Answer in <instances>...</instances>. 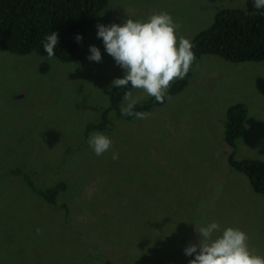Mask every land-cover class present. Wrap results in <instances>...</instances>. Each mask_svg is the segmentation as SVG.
Instances as JSON below:
<instances>
[{
	"label": "rangeland",
	"instance_id": "rangeland-1",
	"mask_svg": "<svg viewBox=\"0 0 264 264\" xmlns=\"http://www.w3.org/2000/svg\"><path fill=\"white\" fill-rule=\"evenodd\" d=\"M223 3L242 8L245 0ZM218 4L222 6L220 0H108L82 37V59L73 63L37 52L19 55L0 50V170L35 167L39 180L42 176L52 180L55 170L66 177L73 168L106 164L114 168L112 179L122 180L116 174L123 163L120 138L122 147L134 149L139 157L149 158L144 156L146 150L152 159L168 157L160 158L165 168L156 166L154 172L144 168L123 196L133 199L125 202L99 206L91 189L74 186L64 195L70 208L67 228L58 224L62 209L31 198L20 177L1 179V219L6 222L4 218L14 216L17 226L0 233V264H189L194 257L185 255L184 249L198 243L195 224L211 220L243 230L250 252L264 256V195L255 193L246 176L228 165L224 153L228 149L221 140L229 105L246 106L249 131L253 121H264V84L257 77H264V61L230 62L202 55L192 67L187 89L168 95L146 118H137L136 126L118 119L106 128L112 146L104 160L83 136L85 123L106 109L113 79L123 74L101 47L97 24L143 20L164 10L176 24L177 37L189 39L212 23ZM89 45L100 48V62L87 58ZM42 63H48L45 73L39 70ZM130 91L143 100L142 90ZM134 130L137 133L132 134ZM257 133L259 129H253L247 140L243 136L235 141L236 158L258 157L262 150L264 157V143L255 146L257 151L252 149ZM127 136H132L129 145ZM113 152L118 154L116 164ZM150 175L158 184L146 182ZM104 178V173L90 177L95 191ZM22 191L30 194L32 208L18 199ZM25 238L28 243L21 251L13 242Z\"/></svg>",
	"mask_w": 264,
	"mask_h": 264
},
{
	"label": "trees",
	"instance_id": "trees-1",
	"mask_svg": "<svg viewBox=\"0 0 264 264\" xmlns=\"http://www.w3.org/2000/svg\"><path fill=\"white\" fill-rule=\"evenodd\" d=\"M107 1L0 0V50L19 55L31 52L46 55L43 50L42 40L47 34L54 31L58 34V44L54 49L55 57L61 62L73 63L78 61L83 56L80 50L81 41L77 42L75 37L77 34L83 37L91 31L94 21L102 13ZM220 2L222 6L218 4L220 7L217 9L212 23L189 38L192 44L194 60L186 76L183 79H177L172 82L163 102L168 95L180 93L184 89H187L190 78H192L190 76L192 67L202 55H215L230 62L264 61V15L259 14L253 8L252 0H245V5L242 8L225 7L223 0H220ZM115 11L118 15L122 14L120 9H116ZM159 12L166 11H154L150 15ZM39 70L41 73H45L48 70V63H42L39 66ZM130 90V86L119 89L113 86L108 93L107 109L102 112L101 119L98 121L100 123L88 124L86 132L94 128L102 129L106 125L111 128V125L115 124L118 119L127 120L133 126H136L137 118L135 115L124 116L120 112L122 102L124 101V94ZM142 95L144 96L143 100L137 102L134 111L148 113L154 107L163 103L157 102L153 97H147L145 94ZM108 113L112 115H110V121L107 117ZM154 119H157L155 114ZM256 128L259 129V133H257L256 138L252 142V149L254 151L258 150L255 147L256 145L262 146L264 143V121H253L251 123V130L249 131L246 106L241 102L229 105L226 108L223 135L221 137V140L226 143L225 146L228 150L224 152L222 149V151L226 154L228 165L246 176L255 193L264 195V160L259 159L255 155L253 157L244 155L241 158H236L235 156L237 150V143L235 141L243 136L242 139L247 140L249 134ZM135 131L131 133H137ZM121 136L118 135L119 138ZM131 137H126L128 145L132 143ZM120 140L121 149L119 152L122 154L120 156L123 158V163L119 162L116 174L120 178H123L122 180L112 179L110 176L114 175L112 165L107 166L106 164H102L95 166L83 163L79 166H86L73 168L67 173L66 177H63L64 174H58L57 170L53 171L54 178L52 180H47L45 176H42L41 180H39L35 167L30 169L24 168L26 171H22V167L15 166L13 169L0 170V181L8 175L20 177L26 188L30 191L29 193L32 194L31 198L43 201V205L46 207L53 208L57 205L58 209H62L58 224L62 228H67L66 218L68 217L70 208H68L69 204L64 201V195L70 189H74V186H84L91 189L94 194L95 203H100L99 206L105 205L107 202L121 203L133 199L130 196L124 199L123 196L128 195L130 191L128 189L129 184L141 177L145 167L150 168L153 172L156 166L167 167L163 162L168 158L167 155L161 156L163 161L160 159L161 157L152 159L150 151L146 150L144 156L149 158L139 157L134 149H124L122 147L124 141L122 138ZM104 154L98 157L104 160ZM261 154L263 155V150ZM117 162L118 159L116 158L114 163L116 164ZM102 173H104L105 178L99 181L98 189L95 191L96 183H91L90 177L92 175H101ZM53 180L56 181L52 183ZM146 182L150 186L158 184L155 175H150ZM29 193L22 191L19 193L18 199L22 201L21 203L28 201L27 204L32 208L34 201H29ZM57 201L60 203H57ZM81 202L85 203L87 201L82 200ZM17 209H15L14 213ZM1 217L2 213L0 214V233L10 230L11 226L17 222L14 216L7 219L4 218L6 222H3ZM84 233L90 234L91 231L87 233L85 230ZM20 239L14 241L13 244H17L19 250L24 251V245L28 243V239Z\"/></svg>",
	"mask_w": 264,
	"mask_h": 264
},
{
	"label": "clouds",
	"instance_id": "clouds-1",
	"mask_svg": "<svg viewBox=\"0 0 264 264\" xmlns=\"http://www.w3.org/2000/svg\"><path fill=\"white\" fill-rule=\"evenodd\" d=\"M252 5L259 14L264 15V0H252ZM96 27V36L102 40L101 47L123 70V75L112 81L117 89L130 86L131 89L142 90L157 102H163L171 82L183 79L194 60L191 41L177 37L176 24L166 12L153 13L145 20L126 18L122 23H100ZM75 39L80 42L82 36L77 34ZM57 44L58 34L54 31L43 38V50L49 59L55 57L54 49ZM87 58L100 62V48L89 45ZM262 83L264 84L263 79ZM123 100L125 103L121 106V115H135L138 119L149 115L134 111L138 97L133 96L132 91L125 92ZM90 117L93 118L92 115ZM100 117L93 118L85 125L82 123L84 141L96 156L103 155L112 146V140L106 132L108 125L86 132L88 124L100 123ZM107 117L110 121L109 113ZM258 157L264 159L261 155ZM112 158H118V154L113 152ZM195 227L198 243L190 244L184 249L185 255L194 257L189 264H264V256L255 255L248 249V237L243 230L223 227L216 220L202 225L195 224Z\"/></svg>",
	"mask_w": 264,
	"mask_h": 264
},
{
	"label": "water",
	"instance_id": "water-1",
	"mask_svg": "<svg viewBox=\"0 0 264 264\" xmlns=\"http://www.w3.org/2000/svg\"><path fill=\"white\" fill-rule=\"evenodd\" d=\"M257 77H258L259 82L262 83V79L259 76H257Z\"/></svg>",
	"mask_w": 264,
	"mask_h": 264
},
{
	"label": "flooded vegetation",
	"instance_id": "flooded-vegetation-1",
	"mask_svg": "<svg viewBox=\"0 0 264 264\" xmlns=\"http://www.w3.org/2000/svg\"><path fill=\"white\" fill-rule=\"evenodd\" d=\"M260 78L264 80V77L260 76Z\"/></svg>",
	"mask_w": 264,
	"mask_h": 264
}]
</instances>
